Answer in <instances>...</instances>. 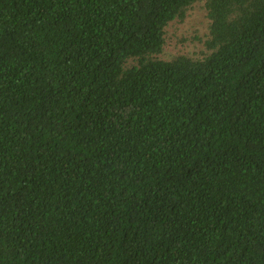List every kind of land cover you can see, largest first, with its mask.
<instances>
[{"label":"trees","instance_id":"trees-1","mask_svg":"<svg viewBox=\"0 0 264 264\" xmlns=\"http://www.w3.org/2000/svg\"><path fill=\"white\" fill-rule=\"evenodd\" d=\"M0 264H264V0H0Z\"/></svg>","mask_w":264,"mask_h":264},{"label":"rangeland","instance_id":"rangeland-1","mask_svg":"<svg viewBox=\"0 0 264 264\" xmlns=\"http://www.w3.org/2000/svg\"><path fill=\"white\" fill-rule=\"evenodd\" d=\"M210 18L203 2H197L189 10L184 21L174 20L167 27L166 47L162 54L171 58L178 53L199 55L205 50Z\"/></svg>","mask_w":264,"mask_h":264}]
</instances>
